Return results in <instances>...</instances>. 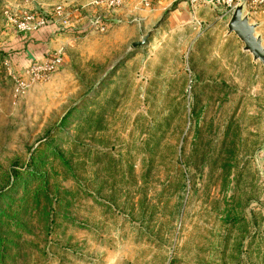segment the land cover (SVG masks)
I'll return each mask as SVG.
<instances>
[{
	"label": "rangeland",
	"instance_id": "rangeland-1",
	"mask_svg": "<svg viewBox=\"0 0 264 264\" xmlns=\"http://www.w3.org/2000/svg\"><path fill=\"white\" fill-rule=\"evenodd\" d=\"M93 1L0 0V264H264V65L204 0ZM58 7L18 94L7 17Z\"/></svg>",
	"mask_w": 264,
	"mask_h": 264
},
{
	"label": "built area",
	"instance_id": "built-area-1",
	"mask_svg": "<svg viewBox=\"0 0 264 264\" xmlns=\"http://www.w3.org/2000/svg\"><path fill=\"white\" fill-rule=\"evenodd\" d=\"M198 1V0H194ZM215 12L220 15L231 18L238 7H242L244 15L246 12L258 14L264 10V0H204ZM92 5L96 7H107L117 9L122 7L123 0H94ZM64 15L63 7H58L55 13L48 14L43 11L33 13L25 12L23 16L9 15L7 19L12 26L22 34L32 35L42 31L50 25H55ZM101 19L96 18L90 21V24L99 25ZM64 63L62 52L48 56L45 60L33 62L28 69V80H16V92L24 93L30 88L31 83L44 81L51 74L57 71Z\"/></svg>",
	"mask_w": 264,
	"mask_h": 264
},
{
	"label": "water",
	"instance_id": "water-1",
	"mask_svg": "<svg viewBox=\"0 0 264 264\" xmlns=\"http://www.w3.org/2000/svg\"><path fill=\"white\" fill-rule=\"evenodd\" d=\"M229 33L235 34L244 44V50L251 53L255 61H260L264 65V46L262 40L256 37V25L249 22V18L244 15L242 7H238L231 17L228 25ZM147 43V37L141 42L134 43L133 47L144 46Z\"/></svg>",
	"mask_w": 264,
	"mask_h": 264
},
{
	"label": "crops",
	"instance_id": "crops-1",
	"mask_svg": "<svg viewBox=\"0 0 264 264\" xmlns=\"http://www.w3.org/2000/svg\"><path fill=\"white\" fill-rule=\"evenodd\" d=\"M245 15L249 18L250 24L256 25L255 35H256V37L261 38L262 44L264 46V10H263V12H260L258 14H252L250 12H246ZM56 26H58V25L55 24V25H52L51 27L48 26L45 29H43L40 33L34 34L35 36L23 35L24 37H28L26 40H24V44H28L27 45V47L29 49V51L27 52L28 57H30V58L33 57V58H36L38 60H40V59L44 60L45 59L44 57L46 55H44V54L49 53V51H46V53L44 52V50H46V45L47 44L44 45L43 43H40V44L34 46L33 45V41H30V40H31V38H35L36 36H39L38 37L39 39H37V40H40L39 42H41V40L43 42L47 41L46 35L47 36L49 35V34H47V32H50L51 28H56ZM32 48H35V49L33 50ZM39 50H42V52L39 51ZM34 51H35V53H34Z\"/></svg>",
	"mask_w": 264,
	"mask_h": 264
}]
</instances>
